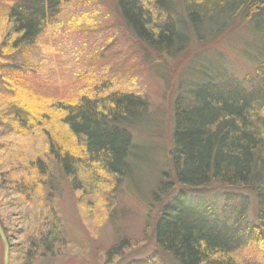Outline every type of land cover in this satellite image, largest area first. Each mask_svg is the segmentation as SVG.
<instances>
[{"label": "trees", "instance_id": "obj_1", "mask_svg": "<svg viewBox=\"0 0 264 264\" xmlns=\"http://www.w3.org/2000/svg\"><path fill=\"white\" fill-rule=\"evenodd\" d=\"M72 1L3 2L8 31L0 45L2 65L27 62L44 28ZM116 9L147 55L149 51L160 58L180 55L188 47V33L209 48L239 29L254 34L242 50L255 67L253 73L239 78L223 62L200 64L196 79L179 85L171 104L169 165L160 172L156 189L147 197L143 191L147 208L155 214L144 236L155 243L160 260L145 264H252L245 252L264 253V0H117ZM159 18L161 23L154 21ZM14 79L8 90L30 98L31 84L17 75ZM104 84L107 90L82 87L70 98L32 94L33 104L18 100L0 117V125L9 121L13 134L41 137L45 143V156L17 161L3 173L6 189L41 212L40 224L25 234L26 264L60 255L66 247L56 206L58 179L84 192L83 197L107 204L105 193L117 191L125 181L136 183L132 160L139 145L133 129L143 123L150 104L135 91ZM1 95L6 97V92ZM52 121L63 131L55 132ZM53 164L59 166L60 177ZM226 188L238 191L226 193L222 204L188 194ZM253 207L255 222L250 220ZM124 249L120 243L109 254Z\"/></svg>", "mask_w": 264, "mask_h": 264}, {"label": "rangeland", "instance_id": "obj_2", "mask_svg": "<svg viewBox=\"0 0 264 264\" xmlns=\"http://www.w3.org/2000/svg\"><path fill=\"white\" fill-rule=\"evenodd\" d=\"M5 1L0 0V45L8 31L1 11ZM116 1L73 0L63 5L56 21L44 28L27 62L10 60L3 65L0 62V74L6 76L0 78V117L13 110V104L18 100L24 101L23 105L33 104L32 94L70 98L82 87L92 90L97 86L107 90L105 82H109L113 89L135 91L150 104L143 123L133 129L135 143L139 145L132 160L136 183L125 181L117 191L105 193L103 197L110 198L107 204L89 195L83 197L84 192L73 191L69 183L58 179L60 192L56 206L66 247L60 255L39 258L33 264H145L153 259L160 261L155 243L144 236L145 230L149 229H146L147 222L152 223L155 218L145 201L148 192L156 189L160 172L169 165L167 152L172 148L174 128L172 98L180 91L182 82L196 79L200 64L208 66L223 62L239 78L255 69L242 55L246 42L254 36L249 30L242 32L244 29L226 34L210 48L186 32L188 47H184L180 55L160 58L149 51L147 55L142 43L123 25ZM154 21L161 23L163 19ZM16 66L22 69L16 70ZM10 72L13 75L8 78ZM14 74L31 84L30 98H27L28 94L21 96L15 90H8L10 79L15 80ZM2 92H6V97L1 95ZM8 122L0 125V224L9 243L10 264H26L28 244L25 234L40 224L41 212L35 206L21 202L6 189L8 185L3 181V173L8 166L16 167L17 161L45 156V143L41 137L13 134V126ZM50 127L55 132L63 131L58 121L50 122ZM52 168L60 177L59 166L53 164ZM106 181L101 179L103 185ZM140 186L143 189L139 190ZM144 189L147 190L146 197ZM235 191L238 190L226 188L187 192L196 199L222 204L224 195ZM246 194L250 195L249 192ZM175 195L173 192L169 199ZM254 215L253 207L251 222H255ZM120 243H124L127 249L110 255L112 248ZM245 254L252 259V264H264L262 251L250 249ZM4 256L0 238V264H4Z\"/></svg>", "mask_w": 264, "mask_h": 264}, {"label": "water", "instance_id": "obj_3", "mask_svg": "<svg viewBox=\"0 0 264 264\" xmlns=\"http://www.w3.org/2000/svg\"><path fill=\"white\" fill-rule=\"evenodd\" d=\"M0 238L5 250L4 264H10V257H9L10 247L1 224H0Z\"/></svg>", "mask_w": 264, "mask_h": 264}]
</instances>
